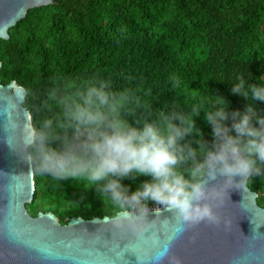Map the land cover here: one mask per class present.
<instances>
[{
  "label": "trees",
  "instance_id": "1",
  "mask_svg": "<svg viewBox=\"0 0 264 264\" xmlns=\"http://www.w3.org/2000/svg\"><path fill=\"white\" fill-rule=\"evenodd\" d=\"M9 32L0 39V78L26 88L36 127L59 115L53 89L94 80L128 94L122 115L133 124L217 101L229 111L251 104L264 115V101L231 92L241 74L250 84L264 83V0H54L31 8ZM193 118L212 141L204 112ZM34 172V200L27 204L33 216L51 211L65 224L122 211L85 177L56 180ZM147 179L133 174L122 183L131 193ZM248 185L264 206V177L253 176Z\"/></svg>",
  "mask_w": 264,
  "mask_h": 264
},
{
  "label": "clouds",
  "instance_id": "2",
  "mask_svg": "<svg viewBox=\"0 0 264 264\" xmlns=\"http://www.w3.org/2000/svg\"><path fill=\"white\" fill-rule=\"evenodd\" d=\"M231 92L264 101V83L250 84L244 74ZM49 96L60 112L27 127L30 166L56 180L85 177L98 185L122 210L118 226L145 219L148 201L174 211L183 223H219L213 201L223 202L233 186L246 188L253 176L264 177V115L251 104L229 111L228 103L217 101L207 109L195 105L191 113L172 110L162 119L133 124L122 115L128 94L113 91L105 80L66 84ZM201 111L212 141L200 135L193 118ZM193 136L200 138L188 139ZM133 174L150 179L129 193L122 179ZM218 176L222 182L209 185Z\"/></svg>",
  "mask_w": 264,
  "mask_h": 264
},
{
  "label": "water",
  "instance_id": "3",
  "mask_svg": "<svg viewBox=\"0 0 264 264\" xmlns=\"http://www.w3.org/2000/svg\"><path fill=\"white\" fill-rule=\"evenodd\" d=\"M53 1L0 0V39H9L31 8ZM26 98L16 80L0 78V264H264V206L248 181L246 188H229L223 202L213 201L219 223H183L167 208L119 226L121 211L65 224L51 211L33 216L27 204L34 200L35 172L24 145L33 120Z\"/></svg>",
  "mask_w": 264,
  "mask_h": 264
},
{
  "label": "built area",
  "instance_id": "4",
  "mask_svg": "<svg viewBox=\"0 0 264 264\" xmlns=\"http://www.w3.org/2000/svg\"><path fill=\"white\" fill-rule=\"evenodd\" d=\"M147 204H148L149 210H158V209L160 210L164 208L162 205H158L154 201H148Z\"/></svg>",
  "mask_w": 264,
  "mask_h": 264
},
{
  "label": "snow or ice",
  "instance_id": "5",
  "mask_svg": "<svg viewBox=\"0 0 264 264\" xmlns=\"http://www.w3.org/2000/svg\"><path fill=\"white\" fill-rule=\"evenodd\" d=\"M177 233H180L181 231H182V229L181 228H177Z\"/></svg>",
  "mask_w": 264,
  "mask_h": 264
}]
</instances>
